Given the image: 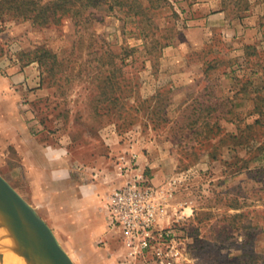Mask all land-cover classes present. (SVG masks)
<instances>
[{
  "label": "rangeland",
  "instance_id": "1",
  "mask_svg": "<svg viewBox=\"0 0 264 264\" xmlns=\"http://www.w3.org/2000/svg\"><path fill=\"white\" fill-rule=\"evenodd\" d=\"M133 9L47 27L4 15L0 174L27 201V154L66 147L46 173L112 179L98 195L106 225L108 195L132 163L151 185L174 187L157 264L263 260L264 0H136ZM67 231L55 235L75 264H122L118 230L93 244Z\"/></svg>",
  "mask_w": 264,
  "mask_h": 264
},
{
  "label": "crops",
  "instance_id": "2",
  "mask_svg": "<svg viewBox=\"0 0 264 264\" xmlns=\"http://www.w3.org/2000/svg\"><path fill=\"white\" fill-rule=\"evenodd\" d=\"M12 79L15 84L24 80V77L14 74ZM1 108L2 84L0 79V127L5 121V118H3L4 112ZM26 160L27 179L29 186H31V199H27V202L36 210L41 211L42 218L49 223L54 233L58 236H66L68 232H71L67 231V228H70L74 231V234L83 236L82 239L89 244L97 242L100 238L109 239L111 237L112 231L115 232L116 229L109 225L108 216L106 219L107 223L104 225L97 220L96 217L98 215L96 214L103 211L98 195L103 188L108 189L112 179L107 177L104 180V184L101 181H87L83 183L81 181L72 182L66 179L55 182L51 179V175L46 173L49 161L45 158L43 149L28 153ZM39 171L42 172L41 176L39 175ZM35 172L38 173L35 174ZM131 173L127 176L129 179L133 176V173ZM35 176H38L36 182ZM158 179L159 175L157 174L153 179L154 184L158 182ZM125 182L126 178L118 180V184ZM27 195L30 196V191L27 192ZM104 210H107V201ZM116 232L119 233V231ZM107 233L109 234L107 235ZM123 250L125 251L124 248ZM13 252L16 253L15 251ZM7 253L5 247L3 249L0 248V264H11V259L8 258ZM123 255L125 257L126 254ZM123 260L124 258H122ZM25 262L27 264V261Z\"/></svg>",
  "mask_w": 264,
  "mask_h": 264
},
{
  "label": "built area",
  "instance_id": "3",
  "mask_svg": "<svg viewBox=\"0 0 264 264\" xmlns=\"http://www.w3.org/2000/svg\"><path fill=\"white\" fill-rule=\"evenodd\" d=\"M124 164L123 169L134 174L126 185L110 192L107 199L109 225L119 231L126 250L122 264H150L151 257L156 258V264L163 263L162 247L172 231L163 229L161 224L174 197L173 184L151 185L144 172L134 170L132 163Z\"/></svg>",
  "mask_w": 264,
  "mask_h": 264
},
{
  "label": "water",
  "instance_id": "4",
  "mask_svg": "<svg viewBox=\"0 0 264 264\" xmlns=\"http://www.w3.org/2000/svg\"><path fill=\"white\" fill-rule=\"evenodd\" d=\"M0 219L13 227L28 264H75L52 228L1 174Z\"/></svg>",
  "mask_w": 264,
  "mask_h": 264
},
{
  "label": "trees",
  "instance_id": "5",
  "mask_svg": "<svg viewBox=\"0 0 264 264\" xmlns=\"http://www.w3.org/2000/svg\"><path fill=\"white\" fill-rule=\"evenodd\" d=\"M135 2L136 0H0V20L6 13H9L17 19L30 21L40 27H47L60 25L65 18H81L87 11L102 9L103 7L121 14L132 13L135 11L133 9ZM127 7H129L128 10ZM260 125L262 126V122L257 120L253 125L247 127L254 130ZM231 137L237 140L241 139L240 136L232 135ZM244 256L248 257L247 254ZM254 258L252 264H264V259Z\"/></svg>",
  "mask_w": 264,
  "mask_h": 264
},
{
  "label": "bare ground",
  "instance_id": "6",
  "mask_svg": "<svg viewBox=\"0 0 264 264\" xmlns=\"http://www.w3.org/2000/svg\"><path fill=\"white\" fill-rule=\"evenodd\" d=\"M0 237L3 246L8 252L7 256L11 259V264H26L24 249L19 243L13 227L2 219H0ZM15 250H17L19 254L14 253L13 251Z\"/></svg>",
  "mask_w": 264,
  "mask_h": 264
},
{
  "label": "clouds",
  "instance_id": "7",
  "mask_svg": "<svg viewBox=\"0 0 264 264\" xmlns=\"http://www.w3.org/2000/svg\"><path fill=\"white\" fill-rule=\"evenodd\" d=\"M44 154L49 164H61L68 156L66 147L53 148L52 146H48L44 149ZM50 175L53 181L60 182L68 177L69 172L62 167H54Z\"/></svg>",
  "mask_w": 264,
  "mask_h": 264
}]
</instances>
